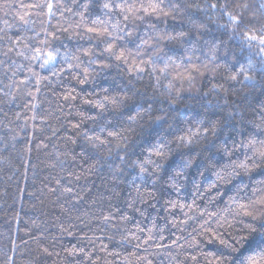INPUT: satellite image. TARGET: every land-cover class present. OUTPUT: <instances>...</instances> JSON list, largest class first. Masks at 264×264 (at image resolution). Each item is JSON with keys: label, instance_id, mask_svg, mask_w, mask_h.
<instances>
[{"label": "snow or ice", "instance_id": "6c2138e0", "mask_svg": "<svg viewBox=\"0 0 264 264\" xmlns=\"http://www.w3.org/2000/svg\"><path fill=\"white\" fill-rule=\"evenodd\" d=\"M0 57L5 145L50 119L71 125L65 144L83 141L51 164L66 175L29 193L55 195L60 211L56 231L33 221L18 237L35 242L26 264H155L161 249L169 264H264V0H0ZM185 85L196 95L181 96ZM44 90L56 109L42 107ZM183 99L206 118L193 123ZM105 165L113 186L130 185L129 211L86 199ZM9 243L2 264H16Z\"/></svg>", "mask_w": 264, "mask_h": 264}, {"label": "trees", "instance_id": "16d2710c", "mask_svg": "<svg viewBox=\"0 0 264 264\" xmlns=\"http://www.w3.org/2000/svg\"><path fill=\"white\" fill-rule=\"evenodd\" d=\"M168 24L169 26L175 24L177 30L180 28L178 23L171 20L168 21ZM34 27L37 31L40 30L41 25L39 21H37ZM169 30H171V27H169ZM225 39H227V37H225ZM64 43L68 45V48H61L62 52L74 49L75 41H65ZM182 51L183 49H180V52ZM2 58L3 57H0V59ZM115 75V71L113 70L112 76L114 77ZM101 82L104 84L111 83L112 77ZM144 83L146 84L147 81ZM139 86L141 85H138V87ZM198 86L203 85L198 81ZM86 87L90 88L92 86L89 85ZM247 91L249 90L243 89L242 94ZM194 95H196L195 91L193 90V92L190 93L185 85V89L181 93V96L190 97ZM48 97H51V103H49ZM236 98L235 92H232L231 99ZM58 99L57 96H52L51 92H48L47 90H44L41 93L43 108L56 109ZM216 99L217 98L215 97L212 98L213 107H215ZM231 99L229 100V103H231ZM223 103L224 101L221 100L220 104L223 105ZM176 106L180 112H186L188 117L193 118V123H195L196 113L201 114L200 118H206L207 113L205 108L195 99L180 100L177 102ZM3 107L5 109L7 108L6 105ZM215 110L219 111L218 108ZM56 114L60 115L59 112ZM12 115L13 113L10 111L9 116ZM76 118L78 117H76L74 112L73 117L70 119ZM0 121H4L2 113H0ZM20 123H22V121ZM32 123V121H29V127L26 129V132H20V129L17 128V132H19L20 135L17 141H15V148L11 147V144L13 143L11 140L8 141L6 146L3 139H0V264H2L3 261V252H9L11 247L9 236L17 238V243L20 245V250L15 254L16 264H26L29 259L28 248H34L35 242L30 241L29 245L25 246L18 237L25 236V230L32 227L33 221L41 227L47 226L53 232L56 231L53 223H58V221H56V215L59 213L60 209L58 206L52 204V201L56 199L55 195L48 194L43 197L44 203L41 204L39 199L35 196L29 195V193L38 194L39 190L44 188L49 182L54 186V178L66 175V172L62 171L60 166L53 168L51 167V164L57 162V158H59V160L71 162L72 153L69 150L74 149L78 154L80 152V146L83 143V141H79L77 144H65L64 138L71 134V125L69 123H64L63 126H61L55 119H50L49 124L51 127H49L48 125L40 126L37 121V129L34 134L31 127ZM86 123L88 126H91L92 122L88 121ZM164 127L167 128V125ZM52 128L58 129L55 136L52 134ZM5 133L6 129L0 124V138H3ZM26 139L30 140V153L24 150ZM41 141H43V144H46L47 147H43L42 145L37 147V145L41 144ZM66 152L68 155H64ZM89 163H91V161ZM25 166H27L26 173ZM64 167L67 168L68 165L65 164ZM85 167H88V165L86 164ZM93 172L94 174L89 177L87 182L91 191L86 193V199H95L103 195L106 202L111 201L113 205H119L123 211H129L124 207V204L125 199L131 190L130 185L120 183L113 186L109 175L110 169L106 165L98 170L93 169ZM191 172L195 174V166L191 169ZM125 179H130V177H125ZM209 179H215V177L210 176ZM80 183L83 184L85 181L82 180ZM20 190H23V192ZM46 191L47 189L45 188V192ZM86 208L87 205L82 206L80 209L81 212H84ZM147 212L155 216V210L147 208ZM16 213L19 214V230H17V224L14 219ZM62 218L66 219V217ZM145 223H147V221H145ZM160 223L163 224L164 221L160 219ZM32 230L33 232L36 231L34 227H32ZM21 251L25 253L23 257L21 256ZM166 251V249L160 250L161 255L155 258V264H161V261H163V264H169L171 257L165 255ZM9 254L11 255L10 252ZM175 254L176 250L173 249L172 255L175 256Z\"/></svg>", "mask_w": 264, "mask_h": 264}]
</instances>
